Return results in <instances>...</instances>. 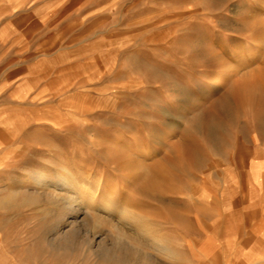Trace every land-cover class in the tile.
Here are the masks:
<instances>
[{
    "label": "rangeland",
    "instance_id": "rangeland-1",
    "mask_svg": "<svg viewBox=\"0 0 264 264\" xmlns=\"http://www.w3.org/2000/svg\"><path fill=\"white\" fill-rule=\"evenodd\" d=\"M0 264H264V0H0Z\"/></svg>",
    "mask_w": 264,
    "mask_h": 264
},
{
    "label": "bare ground",
    "instance_id": "bare-ground-1",
    "mask_svg": "<svg viewBox=\"0 0 264 264\" xmlns=\"http://www.w3.org/2000/svg\"><path fill=\"white\" fill-rule=\"evenodd\" d=\"M256 5V4H255ZM220 72V71H218ZM221 74V73H220ZM254 84V83H253ZM214 86H217V83L214 84ZM250 85L247 84H240L239 86H237L234 89V96L236 97V99L238 100L239 103L241 104H247L249 105L252 109H254L255 111H258L259 104L257 103L256 97H255V93H252L251 88H249ZM252 86V85H251ZM253 88V87H252ZM260 93V92H259ZM258 98V97H257ZM259 102V101H258ZM43 178V176H42ZM31 179L37 184H39L40 180H41V173H37V172H33L31 173ZM30 180V179H29ZM73 203V198H71V200L69 201V204L72 205ZM163 247V246H162ZM169 249V248H168ZM170 250V249H169ZM163 251V250H162ZM172 255V254H171Z\"/></svg>",
    "mask_w": 264,
    "mask_h": 264
},
{
    "label": "crops",
    "instance_id": "crops-1",
    "mask_svg": "<svg viewBox=\"0 0 264 264\" xmlns=\"http://www.w3.org/2000/svg\"><path fill=\"white\" fill-rule=\"evenodd\" d=\"M10 67V68H9ZM9 67H7V71L6 70H4V72L3 73H5V75H8V76H10V77H13L14 75H16L17 74V72L19 73L20 71H22L23 70V67L21 66V63L19 64V66L17 67H15V68H11L12 66L10 65ZM9 68V69H8ZM7 72H9V73H7ZM15 84H10V85H6L7 87H10V89H12V87L14 86Z\"/></svg>",
    "mask_w": 264,
    "mask_h": 264
}]
</instances>
